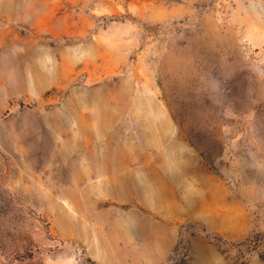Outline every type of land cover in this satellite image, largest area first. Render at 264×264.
<instances>
[{"label":"rangeland","instance_id":"374dc122","mask_svg":"<svg viewBox=\"0 0 264 264\" xmlns=\"http://www.w3.org/2000/svg\"><path fill=\"white\" fill-rule=\"evenodd\" d=\"M0 264H264V0H0Z\"/></svg>","mask_w":264,"mask_h":264},{"label":"built area","instance_id":"2783aa9c","mask_svg":"<svg viewBox=\"0 0 264 264\" xmlns=\"http://www.w3.org/2000/svg\"><path fill=\"white\" fill-rule=\"evenodd\" d=\"M83 253H82V250L81 249H77L76 250V260H77V262H82V260H83V255H82Z\"/></svg>","mask_w":264,"mask_h":264}]
</instances>
